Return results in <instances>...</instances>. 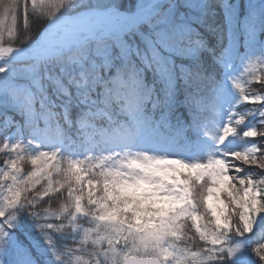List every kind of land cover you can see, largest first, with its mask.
<instances>
[{
	"label": "snow or ice",
	"instance_id": "snow-or-ice-1",
	"mask_svg": "<svg viewBox=\"0 0 264 264\" xmlns=\"http://www.w3.org/2000/svg\"><path fill=\"white\" fill-rule=\"evenodd\" d=\"M0 156V264H264V0H0Z\"/></svg>",
	"mask_w": 264,
	"mask_h": 264
},
{
	"label": "trees",
	"instance_id": "trees-1",
	"mask_svg": "<svg viewBox=\"0 0 264 264\" xmlns=\"http://www.w3.org/2000/svg\"><path fill=\"white\" fill-rule=\"evenodd\" d=\"M251 89L252 90H254V91H261V89H262V86L261 85H259L258 83L257 84H253L252 86H251ZM247 105H245L244 107H246ZM240 127H242V126H240ZM238 130H239V128H238ZM3 163V157L2 156H0V164H2ZM30 164H24V166H23V169H24V171L25 172H27V171H29L30 170Z\"/></svg>",
	"mask_w": 264,
	"mask_h": 264
}]
</instances>
